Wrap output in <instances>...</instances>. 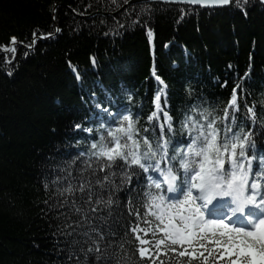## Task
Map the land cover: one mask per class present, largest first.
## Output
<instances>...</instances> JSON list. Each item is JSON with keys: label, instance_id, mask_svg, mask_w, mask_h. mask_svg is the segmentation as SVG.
I'll return each instance as SVG.
<instances>
[{"label": "trees", "instance_id": "obj_1", "mask_svg": "<svg viewBox=\"0 0 264 264\" xmlns=\"http://www.w3.org/2000/svg\"><path fill=\"white\" fill-rule=\"evenodd\" d=\"M241 4L234 0L219 10L140 4L90 18L118 11L123 0H0V44L11 36L23 41L10 64L5 57L12 54L0 53V264H75L58 234L63 217L55 211L50 182L83 147L73 146L87 135L74 124L85 116L94 119L95 102H106L109 90L122 105L133 94L143 127L158 87L153 71L165 81L177 121L197 97L222 108L237 77L249 71L247 102L264 118V6L255 0ZM145 6L149 11L140 23L129 26ZM34 31L36 44L26 50ZM187 85L194 97L187 95ZM240 103L243 113V97ZM177 131L179 136L178 123ZM258 148L264 149V139H258ZM122 235L120 229L116 239ZM125 248L131 255L135 245ZM124 264H137L136 257H125Z\"/></svg>", "mask_w": 264, "mask_h": 264}, {"label": "snow or ice", "instance_id": "obj_2", "mask_svg": "<svg viewBox=\"0 0 264 264\" xmlns=\"http://www.w3.org/2000/svg\"><path fill=\"white\" fill-rule=\"evenodd\" d=\"M185 2L224 6L231 0ZM147 11L142 7L129 26L140 23ZM147 35L151 42V28ZM36 40L34 31L27 48ZM18 42L23 43L11 36L8 44H0V51L12 54L6 63L15 59ZM152 75L158 87L143 127L133 94L127 93L129 103L122 105L110 90L106 102H95L94 119L85 116L74 124L87 135L73 146L83 147L65 159L50 182L56 188L55 211L63 217L58 234L69 259L76 257L75 264H124L125 257H136L137 264H264V149L258 148L264 118L255 103L247 102L250 72L237 77L222 108L197 97L181 109L178 121L170 111L165 81L155 71ZM186 93L194 97L195 89L187 85ZM126 243L135 245L131 255Z\"/></svg>", "mask_w": 264, "mask_h": 264}, {"label": "water", "instance_id": "obj_3", "mask_svg": "<svg viewBox=\"0 0 264 264\" xmlns=\"http://www.w3.org/2000/svg\"><path fill=\"white\" fill-rule=\"evenodd\" d=\"M234 0H231L230 4L233 2ZM257 1L260 5H262L260 3V0H255ZM155 3H160V4H165V5H173V6H186V7H191V8H199V9H203V10H219V9H225V8H228L230 6L229 5H224V6H201L199 4H190V3H187L185 2V0H169V2L165 3L164 0H131V2L127 5H123L118 11L116 12H113V13H94L90 16L91 17H94V16H97V15H101V16H114L116 14H118L119 12L123 11L124 9H126L127 7H130V6H135V5H140V4H155ZM264 6V5H262ZM26 50H32L27 48V47H24ZM1 54H4V55H7L9 54L10 52H3V51H0Z\"/></svg>", "mask_w": 264, "mask_h": 264}, {"label": "bare ground", "instance_id": "obj_4", "mask_svg": "<svg viewBox=\"0 0 264 264\" xmlns=\"http://www.w3.org/2000/svg\"><path fill=\"white\" fill-rule=\"evenodd\" d=\"M41 39V38H40Z\"/></svg>", "mask_w": 264, "mask_h": 264}]
</instances>
